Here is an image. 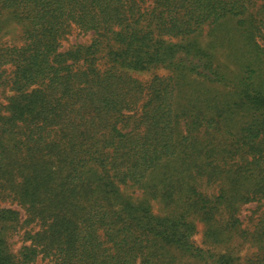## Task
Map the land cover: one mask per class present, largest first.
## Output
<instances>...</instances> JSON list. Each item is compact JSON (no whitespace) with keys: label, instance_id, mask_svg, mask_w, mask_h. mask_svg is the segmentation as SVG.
I'll return each instance as SVG.
<instances>
[{"label":"trees","instance_id":"1","mask_svg":"<svg viewBox=\"0 0 264 264\" xmlns=\"http://www.w3.org/2000/svg\"><path fill=\"white\" fill-rule=\"evenodd\" d=\"M13 24L0 264H264V0H0Z\"/></svg>","mask_w":264,"mask_h":264},{"label":"rangeland","instance_id":"2","mask_svg":"<svg viewBox=\"0 0 264 264\" xmlns=\"http://www.w3.org/2000/svg\"><path fill=\"white\" fill-rule=\"evenodd\" d=\"M200 39H203V37H200ZM91 40V34H74L73 36L70 37L69 43L74 44V43H83L86 44ZM23 43L21 39V29L18 25L13 24L11 27L8 28L7 32L3 34V37L0 38V44L3 45H21ZM67 43H64V46H66ZM7 72L6 75L11 73L12 68L10 66L6 67ZM132 75L138 77L142 81L146 82L150 80L153 76L159 75V76H165L168 75L170 72L168 69L164 68H154L153 70L150 71H144L140 73H134L131 72ZM7 89V91H5ZM12 93V91L8 87H1L0 88V101L3 100L4 96H9ZM3 207H15L18 208L16 205H13L11 202H5L2 204ZM254 204H250L247 206H244L241 213H240V218L241 220L244 221L245 225H250L252 223V220H254L255 216H252V209L254 208ZM155 210L159 211V205L154 204ZM26 218V214L24 211H21V216L20 219L24 220ZM38 229V225L33 224V225H27L21 223L19 224L18 227L16 228L14 234L10 238V244L12 251L14 253H18L20 249L22 248L23 245H26V239H25V233L26 232H34ZM196 242L201 244L202 241V225H199V233L195 237ZM246 253V250L242 252V256ZM246 256V255H245ZM29 264H48L47 259H43L42 257H39L36 261H33Z\"/></svg>","mask_w":264,"mask_h":264}]
</instances>
